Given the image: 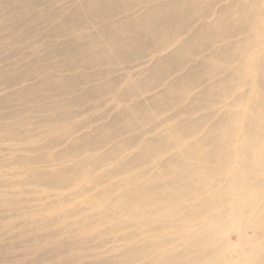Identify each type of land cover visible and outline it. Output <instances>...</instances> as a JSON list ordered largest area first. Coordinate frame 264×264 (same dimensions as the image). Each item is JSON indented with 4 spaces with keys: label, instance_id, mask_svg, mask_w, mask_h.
<instances>
[{
    "label": "rangeland",
    "instance_id": "obj_1",
    "mask_svg": "<svg viewBox=\"0 0 264 264\" xmlns=\"http://www.w3.org/2000/svg\"><path fill=\"white\" fill-rule=\"evenodd\" d=\"M27 1L24 4L38 0ZM30 11L23 9L12 22L0 19V264H186L191 251L183 244L189 235L203 232L205 219L198 215L189 219L192 223L186 220L179 225L180 212L174 205L179 204L185 215L190 210L194 214L197 207L209 205L215 194L210 193L208 180L193 188L174 183L180 193L173 197L167 187L150 186L167 182V171L160 170L165 163L167 168L171 153L178 154L177 147L184 143L179 140L192 139L185 140L191 147L203 136V128L223 121L227 111L231 114L235 98L244 99L246 112L244 107L258 96L244 95L250 94L249 87L257 79L252 72L256 62L250 60L241 68V73L249 72L233 76L234 95H201L205 88L196 78L188 86L186 104L168 107L160 101L167 91L160 73L154 72L133 91L126 90L137 74L153 66V59L135 54L103 74L104 61L75 54L69 55L73 63L57 72L66 80L57 91L56 83L43 82L47 69L35 70L50 47L42 43L47 34L41 26L44 19L31 17ZM23 16L34 25L28 36H23ZM226 42L218 38L215 47H225ZM247 55L240 52L233 70ZM168 64L174 70L170 78H181L183 63ZM70 95L74 98L63 104ZM222 98V104L216 105ZM148 99L159 100L153 101L154 112H139L137 120L132 118L133 108L127 111L126 107L143 108ZM194 125L201 129L194 131ZM110 130L114 132L110 141L102 142ZM69 133L73 139L66 137ZM91 139L98 140L92 145L96 150L84 154L92 156L73 160L72 142H87L88 147ZM234 148L238 153L239 147ZM238 168L233 164L231 171ZM162 177L165 181H159ZM241 190L237 187L235 192L241 203L256 194ZM215 209L210 217L219 212ZM249 212L239 209V225ZM188 229L193 231L189 234ZM227 237L230 243L238 239L231 232Z\"/></svg>",
    "mask_w": 264,
    "mask_h": 264
},
{
    "label": "bare ground",
    "instance_id": "obj_2",
    "mask_svg": "<svg viewBox=\"0 0 264 264\" xmlns=\"http://www.w3.org/2000/svg\"><path fill=\"white\" fill-rule=\"evenodd\" d=\"M38 1L24 4L28 1L0 0V19L12 22L23 9L31 10L29 13L33 18L44 19L41 26L42 30H47V34L42 43L50 48L45 50L42 64L37 63L35 70L40 72L47 69L48 74L43 82L56 83L57 91L66 84L65 78L57 76V72L72 64L69 55L75 54L84 60L104 61L107 67L103 68V74H107L115 65L119 66L122 59H130L135 54H139L141 59H153V66L137 74L135 80L129 82L130 89L126 90L133 91L134 87L141 86V81L151 78V74L160 73L167 87L160 101L166 102L168 107L186 104L185 99L190 90L188 86L196 78L202 81L201 85L205 88L201 95H234L233 85L236 81L233 76L249 72L244 70L241 73V68L250 60L256 62L257 66L252 72L257 74V79L249 87L250 94L246 92L244 95L258 96L244 107L246 112L242 111L244 99L235 98L229 110L231 114L227 111L223 121L221 119L214 127L210 125L203 128V136L195 139L191 147L186 145L188 138L179 140L184 143L180 142L177 147L178 154L171 153L167 168L165 163L161 168L163 170H160L167 171V182L150 187L154 190L167 187V191L172 192L170 197H173L175 193H180L174 188L177 182L193 188L203 181H209L208 186L213 190L210 193L215 194L211 196L209 205L197 207L194 214L190 210L189 215L182 213L179 204L174 205L180 212L177 219L179 225L189 219L193 221L198 215L205 219L203 232H194L183 244L187 251H191V259L186 264H264V1ZM25 19L23 36H28L34 25L23 16ZM8 34L13 36L15 32L9 29ZM63 37L68 39L62 41ZM218 38L227 39L225 47H215ZM172 46L175 47L170 49ZM164 51L168 52L161 56ZM240 52H248L250 55L240 58L236 71L233 70L234 63L239 60ZM155 53H160L158 58L153 57ZM35 59H39V56ZM171 60L183 63L184 72L179 79L177 75L170 78L174 72L168 64ZM73 98L71 95L66 97L63 104ZM224 100L222 98L216 105H221ZM153 101L159 100L148 99L143 108L138 107V104H130L126 110L130 111L132 107L131 117L137 120L139 112H154ZM52 104L54 108L60 107L59 104ZM199 129V125L193 126L194 131ZM113 134L110 130L102 142H109ZM68 136L74 138L71 133L66 134ZM89 142L91 145L88 147L87 142H72L73 160L76 157L86 159L92 156L84 153H93L96 149L92 145L98 144V140L91 139ZM235 146L239 147L240 153H234ZM233 164L239 165L235 173L231 171ZM159 181H165L164 177ZM216 184L220 187H213ZM237 187L242 188L244 193L254 191L256 194L246 197L241 203V199L235 196ZM227 205L228 208L223 211ZM215 208H219V212L210 217ZM239 209L250 211L244 217L243 225L237 223ZM192 231L188 229L189 234ZM229 232L237 234L235 243L228 241ZM171 256L173 258V254Z\"/></svg>",
    "mask_w": 264,
    "mask_h": 264
}]
</instances>
